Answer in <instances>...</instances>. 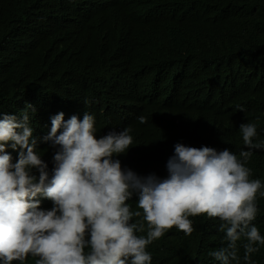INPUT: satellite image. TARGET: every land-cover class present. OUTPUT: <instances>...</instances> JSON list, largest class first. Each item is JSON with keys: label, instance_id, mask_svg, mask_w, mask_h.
Masks as SVG:
<instances>
[{"label": "clouds", "instance_id": "1", "mask_svg": "<svg viewBox=\"0 0 264 264\" xmlns=\"http://www.w3.org/2000/svg\"><path fill=\"white\" fill-rule=\"evenodd\" d=\"M103 1L94 14L96 0H49L41 12L2 0L13 28L0 33V264H151L146 248L172 228L190 235L197 216L203 232L225 234L216 261L239 264L243 240L248 262L264 245L252 224L264 184L251 167L264 144L255 123L240 125L241 142L209 118L193 77L211 50L207 81L227 86L215 58L225 43L201 53L167 35L171 0ZM88 17L108 29L99 36ZM130 25L141 41L129 48L112 38ZM128 98L134 151L120 128ZM116 105L110 126L100 118Z\"/></svg>", "mask_w": 264, "mask_h": 264}, {"label": "trees", "instance_id": "2", "mask_svg": "<svg viewBox=\"0 0 264 264\" xmlns=\"http://www.w3.org/2000/svg\"><path fill=\"white\" fill-rule=\"evenodd\" d=\"M96 1L97 7L90 10L94 14L107 6L103 0ZM48 2L49 0H31L30 5L34 10L41 12ZM171 2L172 17L162 21V28L167 35L177 38L184 46L197 47L201 53L207 51L208 48H203L210 40L226 45L227 53L218 50L215 58L225 71L227 86L216 87L207 81L211 68V50L207 58L200 55L199 62H203L204 66L196 68L193 73L194 80L201 88V91L197 92L196 102H199L204 111H207V116L233 140L243 141L239 131L242 123H255L257 136L253 142L264 144V0H171ZM127 6L124 5V9ZM109 14L111 18L119 20L110 11ZM88 19L100 26L99 36L108 29L99 19L90 17ZM12 28L0 0V33ZM136 29V25H130L129 29L119 32L112 39L119 40L129 48L133 47L141 41ZM168 90L163 92L166 99L169 95ZM117 110L119 107L116 105V108L104 113L100 119L111 121L110 126H113L115 120L111 118L116 116ZM134 115L132 100L128 98L125 111L120 117V128L130 129L129 134L133 138L131 151L142 147V138L134 133L131 126ZM253 155L255 157L251 167L256 177L264 184V147L254 149ZM257 207L258 212L252 224L264 237V197L257 195ZM203 218L205 217H189L194 225L190 235L172 228L150 244L146 251L151 254V264H220L210 253L226 246L225 234L203 232L198 227L200 223H205ZM146 231L145 224V232L137 235L146 236ZM170 238L175 241L170 243ZM243 243L246 241L237 242L239 264H264V245H256L258 251L251 254L250 260L245 262ZM24 264L34 263L26 260Z\"/></svg>", "mask_w": 264, "mask_h": 264}]
</instances>
